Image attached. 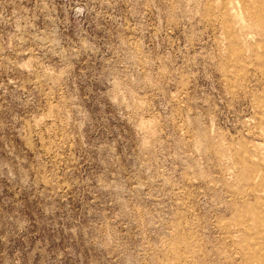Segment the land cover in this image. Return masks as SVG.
Returning a JSON list of instances; mask_svg holds the SVG:
<instances>
[{
    "label": "rangeland",
    "instance_id": "1",
    "mask_svg": "<svg viewBox=\"0 0 264 264\" xmlns=\"http://www.w3.org/2000/svg\"><path fill=\"white\" fill-rule=\"evenodd\" d=\"M0 264H264V0H0Z\"/></svg>",
    "mask_w": 264,
    "mask_h": 264
}]
</instances>
